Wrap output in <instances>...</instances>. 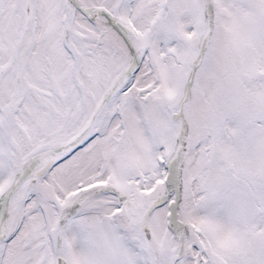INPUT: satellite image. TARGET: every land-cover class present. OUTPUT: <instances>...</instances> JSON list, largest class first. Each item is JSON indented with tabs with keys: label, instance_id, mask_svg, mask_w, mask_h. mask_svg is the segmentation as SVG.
I'll return each mask as SVG.
<instances>
[{
	"label": "snow or ice",
	"instance_id": "1",
	"mask_svg": "<svg viewBox=\"0 0 264 264\" xmlns=\"http://www.w3.org/2000/svg\"><path fill=\"white\" fill-rule=\"evenodd\" d=\"M0 264H264V0H0Z\"/></svg>",
	"mask_w": 264,
	"mask_h": 264
}]
</instances>
